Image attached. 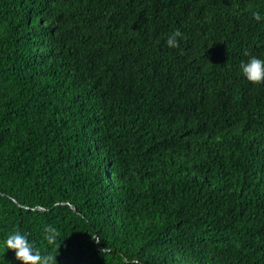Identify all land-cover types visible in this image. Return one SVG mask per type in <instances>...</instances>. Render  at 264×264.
<instances>
[{
	"label": "trees",
	"instance_id": "16d2710c",
	"mask_svg": "<svg viewBox=\"0 0 264 264\" xmlns=\"http://www.w3.org/2000/svg\"><path fill=\"white\" fill-rule=\"evenodd\" d=\"M252 56L264 0H0V264L14 228L56 264H264Z\"/></svg>",
	"mask_w": 264,
	"mask_h": 264
},
{
	"label": "clouds",
	"instance_id": "9594fccd",
	"mask_svg": "<svg viewBox=\"0 0 264 264\" xmlns=\"http://www.w3.org/2000/svg\"><path fill=\"white\" fill-rule=\"evenodd\" d=\"M253 16L257 20L260 19L258 13H253ZM181 37H183V33L177 29L168 36L166 43L170 48H177L179 47V38ZM240 69L243 76L250 83L254 85L264 83V59L252 56L247 62L241 63ZM44 233V239L49 245H55L57 248L60 247V244L57 243V237L60 235L57 229L49 225L45 227ZM5 249L14 251L15 258L21 261L22 264H56V256L42 255L34 243L29 241L28 234L23 233L19 228H14L8 234L5 240Z\"/></svg>",
	"mask_w": 264,
	"mask_h": 264
}]
</instances>
